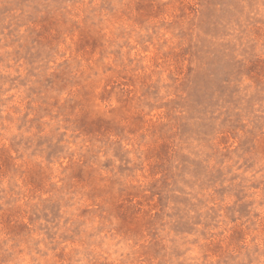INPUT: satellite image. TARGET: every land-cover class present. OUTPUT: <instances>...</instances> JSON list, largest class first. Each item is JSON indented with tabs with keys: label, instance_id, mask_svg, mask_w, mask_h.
<instances>
[{
	"label": "rangeland",
	"instance_id": "1",
	"mask_svg": "<svg viewBox=\"0 0 264 264\" xmlns=\"http://www.w3.org/2000/svg\"><path fill=\"white\" fill-rule=\"evenodd\" d=\"M0 264H264V0H0Z\"/></svg>",
	"mask_w": 264,
	"mask_h": 264
}]
</instances>
